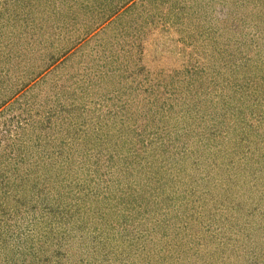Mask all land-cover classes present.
<instances>
[{
    "label": "rangeland",
    "instance_id": "1",
    "mask_svg": "<svg viewBox=\"0 0 264 264\" xmlns=\"http://www.w3.org/2000/svg\"><path fill=\"white\" fill-rule=\"evenodd\" d=\"M0 264H264V0H0Z\"/></svg>",
    "mask_w": 264,
    "mask_h": 264
}]
</instances>
